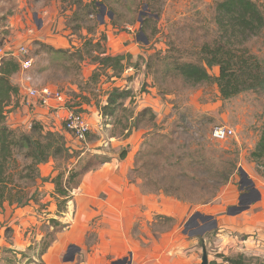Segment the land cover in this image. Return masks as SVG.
<instances>
[{
	"label": "rangeland",
	"instance_id": "374dc122",
	"mask_svg": "<svg viewBox=\"0 0 264 264\" xmlns=\"http://www.w3.org/2000/svg\"><path fill=\"white\" fill-rule=\"evenodd\" d=\"M216 1L158 0L154 8L160 13V16L157 21L158 17L155 15L157 21L153 25L157 28V30L155 28V32L152 31V28H147L146 31L142 30L144 15L150 12L147 0H137L139 10L136 12V7L124 8V6L114 5L113 2L110 3L109 7L100 4L99 14L93 17L99 22L95 37L97 39L106 37L107 53L109 54L108 39L112 31H115L112 32L114 37L125 33L133 35L134 39L133 43L127 40L124 45L127 46V50L123 51L122 55L132 57L124 61L125 69L116 77L113 76L110 69L99 68L91 60H87L78 71H72L70 75L64 74L62 71L58 72L57 75L53 73L41 74L40 66H45L48 63L47 59L44 58L46 55H37L35 50H32L30 57L34 60L33 67L29 73L25 74V86L29 84V86L39 90L48 87L52 91L61 93L66 99L64 103H58L67 105V107L63 105L66 112L60 114L59 117L61 118L59 119L48 118L45 116L48 115L47 113H53L52 110L57 112L56 106H54V103H57L55 98L45 104L40 99H31L28 96V89L23 87L26 96L24 101H19L20 109L13 108L17 103L16 98L10 108L11 112L6 114V125L13 129L29 130L34 122H39L46 131L57 132V128L65 129L66 119L71 113H79L90 119L96 111L103 112L110 91L117 89L115 86H118L119 81L123 82L121 85H126V83L130 85L133 96L129 98L131 99L129 104L124 101L122 106L116 109L111 120L113 127L111 131L108 133L109 128L107 131L104 128L100 132L107 133L108 137L115 136L117 142L112 141L106 145L97 146L94 151L90 148V144L94 143H90L89 140H87V144L80 143L69 134L70 137H65L67 146L79 154L77 155L78 158L71 161L67 168L65 163H56L53 160L40 166L42 179L49 180L47 182L39 181V193L34 198L28 196L29 193H35L36 189L26 190L27 195L24 197V203H27L28 199L29 203L23 206L15 203L18 196L24 195V192H20L16 187L8 185L4 189L6 201L3 208L0 207V264H43V254L47 253V250L59 241L64 231L72 226L80 233L79 238L82 237L83 239L85 236L84 240L78 239L84 250L77 245L68 247L66 262L73 263L77 258V263L80 264L87 262L90 254H97L96 250H92L99 242L98 224L94 222L97 220L94 215H98L101 208L107 209L106 206L102 205L108 197H101L104 199L103 202H100V197H88V199L92 198L96 201L91 202L90 205L85 204L84 208L81 201L83 198L79 192L81 184L66 196L70 198L67 203L62 204L66 199L55 192L53 180L65 169L71 171L76 167L77 170L81 171L92 161L93 167L85 175L89 176L102 167L103 164H99L101 161L110 158L112 155L120 158L123 153L129 151L128 148L131 145H133L134 150L141 151L156 132L170 135L175 140V145L172 147L173 155L176 159L183 158L182 170L180 168L178 170L181 179L179 181H184L191 186L199 185V188L204 192L195 195V197H200L196 200L187 199L185 192L181 193V199L175 198V195L169 196L163 190L156 194L147 189L144 182L137 179L132 172L128 182L131 186L130 193L141 196L129 197L131 210H139L145 213L151 209L152 213H158L159 210V212H163V209L170 207L178 211L177 205L174 206L173 204L180 202V205H186L187 212L183 218L178 219V224L176 223L174 226L179 227L181 235L186 231L188 236L201 238V235L210 231L209 229L213 225L212 223L203 224L201 219H204V216L202 215L219 208L217 205L220 203L224 204L225 200L227 201L222 207L225 209L222 215L225 216L228 209L226 206L232 207L235 201H238V197H242L243 193L248 191L247 188L264 197V164L252 159V153L255 152L260 143L264 131V92L248 91L235 98L224 100L218 87L214 84L189 88L184 87L180 78H172L162 83L164 88H161L159 86L161 81L157 82L153 73L147 72L149 57L156 52L165 55L168 49L167 35H173V31L187 19L196 17L201 19L207 28L215 27L212 20ZM252 1L258 4L264 12V0ZM39 4L41 3L38 2ZM73 9L75 8L73 7ZM62 12L66 23H68L74 11H70L69 5L63 3ZM68 28H71L69 24ZM108 30L112 31L109 32ZM82 34L88 35L87 31H83ZM75 35L77 44L72 47H80L82 39L79 38L78 34ZM90 36L92 35L90 34ZM174 39L176 38L173 37ZM134 47L136 49H133ZM252 51L264 62V32L261 37L254 40ZM135 54L137 55L134 58L133 55ZM211 73L217 75L218 70H212ZM95 75L99 76L95 78ZM162 89L169 91L166 96L161 94ZM150 106L158 113L154 124L148 125L145 131H136L135 143L131 141L130 146L128 144L124 146L121 142L125 143V140L129 138L130 134L126 135L125 131L129 128L130 120H134L138 110ZM19 117H27V122L21 124L23 122L18 121ZM218 125L230 128L234 132L233 137L224 142L214 140L212 131ZM108 137L105 136L104 141L109 142ZM113 144L119 146L114 147ZM110 145L111 147H109ZM105 153L108 154V157L98 158V155H106ZM202 157L207 159L208 166L213 172L208 177H206L205 172L195 170L191 160H200L203 159ZM16 160L11 171L13 178L23 166L21 158L17 157ZM213 164L215 165L213 166ZM242 171L247 174V177L242 178ZM229 172L231 173L229 174ZM223 173L229 175L230 180L228 182L224 183L226 180L222 175ZM66 174L68 175V172ZM85 176L82 178L83 180ZM254 193L251 197L243 196L244 204L242 206L248 207V204L257 198V193L256 195ZM86 198L84 197V199ZM235 212V210H231V213L234 214ZM54 220L59 221V225H55ZM147 222L146 225L152 223L156 230L173 226L168 218L166 219L159 214L152 222ZM218 234L219 232H214L210 236L213 242L211 240L209 242H217ZM103 256L105 253L101 254L102 258Z\"/></svg>",
	"mask_w": 264,
	"mask_h": 264
},
{
	"label": "trees",
	"instance_id": "16d2710c",
	"mask_svg": "<svg viewBox=\"0 0 264 264\" xmlns=\"http://www.w3.org/2000/svg\"><path fill=\"white\" fill-rule=\"evenodd\" d=\"M62 2L71 7L70 11H74L66 25L71 26L74 36L75 34L80 36L82 45L69 49H57L43 42L35 43L36 54H45L44 58L48 61L47 65L40 66V73L57 75L62 71L70 75L72 71H78L87 60H91L99 68L110 69L114 77L119 76L125 69L124 61L132 56L109 55L105 45L106 37L101 39L95 37L99 22L93 17L99 14L100 4L109 7L111 2L124 8L136 7V12L139 10L137 0H62ZM147 2L150 12L144 15L142 30L152 28L155 32L156 27L153 25L157 23L160 16L154 8L158 0H147ZM155 15L158 17L157 21ZM212 21L215 27L210 29L202 23L201 19L196 17L187 19L173 31V35H167L166 54L156 52L149 57L147 72L153 73L157 82L161 81L159 85L161 88H164L162 83L172 78H180L184 87L189 88L214 84L224 100L235 98L248 91L264 92V62L252 51L254 40L261 37L264 32L263 10L252 0H217ZM83 31H87L88 35H83ZM173 37L176 39L173 40ZM20 70V63L14 58H7L0 67V207L2 208L6 201L4 189L8 185L24 192V195L18 196L15 201L23 206L29 203V199L27 203H24L26 190L35 188V193H29L28 196L34 198L39 193V181L49 180L42 179L40 166L53 160L56 163H65L67 168L79 155L67 146L66 136L62 132L46 131L39 122H34L29 130L13 129L6 125V114L11 112L10 108L14 99L17 98V103L13 108L20 106L21 89L12 82V77ZM212 70H218L217 75H213ZM98 76L95 75V78ZM168 92L162 89L161 94L166 96ZM132 96L131 89H113L102 110L103 114L113 117L116 109ZM155 120L156 115L147 108L134 117L132 126L137 130L147 128L151 123L154 124ZM89 136L90 134L87 140ZM80 143L87 144V141ZM174 145L175 140L170 135L156 132L149 143L138 152L133 172L137 179L144 182L147 189L156 194L163 190L167 195L172 197L175 195V198L181 199V193L185 192L187 199L196 200L200 197L195 195L204 191L199 188V185L191 186L184 181H179L181 179L178 170L179 168L182 170L183 158L174 157L172 150ZM126 155L125 152L120 158L124 159ZM98 156V158L108 157L107 155ZM17 157L23 160V166L13 178L11 171ZM202 158L191 160L195 170L205 172L208 177L213 172L208 166L207 159ZM252 159L264 164V131L260 143L252 153ZM110 160L111 158L105 159L99 164L108 163ZM91 167H93L92 161L81 171L76 167L71 171L65 169L53 180L55 192L66 199L62 204H66L70 199L66 196L82 184V178L91 170ZM224 174L222 175L225 177V183L230 180V177ZM58 222L54 220L55 225H59ZM227 261L229 264H246L243 258H229Z\"/></svg>",
	"mask_w": 264,
	"mask_h": 264
},
{
	"label": "crops",
	"instance_id": "0c3cea01",
	"mask_svg": "<svg viewBox=\"0 0 264 264\" xmlns=\"http://www.w3.org/2000/svg\"><path fill=\"white\" fill-rule=\"evenodd\" d=\"M38 2L41 4L38 5ZM62 7V0H0L1 43L14 50L25 46L30 53L34 50V45L37 42H43L57 49H69L73 45L75 46L77 44L76 36L66 25ZM69 8L71 9V7ZM108 31L111 32L112 30ZM112 32L108 39V52L112 55L116 54L113 56L122 55L123 51L127 50V46H124L126 41L133 43V35L121 33L114 37ZM136 55H133L134 58ZM15 59L18 61L17 58ZM25 80V73L22 70L12 77L13 84L21 89L19 101H24L26 96L23 87L25 89L29 87V84L25 86ZM121 83L123 82L119 81L118 86L115 87L121 90L131 88L127 83L126 85H121ZM65 99L64 97V101ZM130 100L127 99L126 103L129 104ZM57 103H54L57 112L52 110L53 113L49 112L45 116L52 119L61 118L59 117L60 114L66 112L63 105L65 107L67 105L63 104L64 102L58 103V105ZM147 108L152 110L157 119L158 113L151 106L138 110L137 114ZM86 119L91 125L89 140L90 143H94L90 144V148L94 151L97 146L106 145L112 141L117 142L115 136L108 137L107 133H100L104 128L106 131L109 128L108 133L111 131L113 128L111 125L112 117L96 111L93 113V117L90 119L86 117ZM18 121L25 124L27 117H19ZM132 122L133 119L130 120L129 128L125 131L126 135L130 134L128 140H125V143L121 142L124 146L127 144L130 146L131 141L135 143L136 131L147 130V128L138 130L134 128L132 131ZM56 130L62 132L66 137L69 136V133L62 127ZM105 136L108 137L109 142L104 141ZM113 146L119 145L113 144ZM128 149L124 159L112 155L110 162L103 164L99 170H95L91 175L85 176L82 186L79 188L84 208L85 204L90 205L91 202L96 201L92 198L88 199V197H100V202L104 201L101 197H108L102 205L106 206L107 209L101 208L98 215H94V218L97 219L94 222L98 224L99 242L92 250H96L97 254H90L87 262L80 264L95 262L97 264H113L123 259H127V264H203L205 252L208 255L209 264H229L227 261L229 258H243L246 264H264V197H261L260 193L256 192L257 198L248 204V207L242 206L244 197H238V201L236 200L232 207L226 206L228 209L225 216L222 215L225 211L222 207L227 203L226 200L223 201L224 204L217 205L219 208L202 215L204 219H200L203 224L212 223L213 225L210 231L201 235V238L188 236L186 231L181 235L179 227L174 225L178 224V219L186 215V205H180V202H177L178 204L174 203L173 205H177L178 211L167 207L162 210L163 212H159V210L158 213H152L151 209L145 213L130 209L131 199L129 197H140L141 195L130 193L131 186L128 182L130 173L133 172L138 150H134L133 145ZM106 155L108 156V154ZM84 197L87 198L84 199ZM103 210L104 212H102ZM231 210L236 212L233 214ZM157 214L168 218L173 226L156 230L152 223L146 225L147 221L152 222ZM163 228L166 227L163 226ZM216 231L219 232L217 235L219 239L212 243L213 240L210 236ZM79 234L73 226L65 230L59 241L51 246L47 253L43 254V264H79L77 258L73 263L66 262L68 247L77 245L84 250L78 239L84 240L85 236L82 239V237L79 238ZM210 240L212 242H209ZM201 242L202 245L200 246ZM82 253L84 252L82 251ZM104 253L105 256L102 258L101 254Z\"/></svg>",
	"mask_w": 264,
	"mask_h": 264
},
{
	"label": "built area",
	"instance_id": "2783aa9c",
	"mask_svg": "<svg viewBox=\"0 0 264 264\" xmlns=\"http://www.w3.org/2000/svg\"><path fill=\"white\" fill-rule=\"evenodd\" d=\"M7 58H17L20 63L21 70L26 74L33 67V59L30 57L29 50L25 47H19L17 50H14L11 47H7L0 43V67ZM29 79H31L29 77ZM36 87L29 86L28 96L31 99H40L43 103L47 104L52 98H55L57 102H64V96L57 91H52L48 87H43L41 90L35 89ZM65 130L72 135L78 142L87 141V136L91 131V125L87 121L86 117L82 114L71 113L66 119ZM234 132L223 125H218L212 131L213 139L219 142H224L233 137Z\"/></svg>",
	"mask_w": 264,
	"mask_h": 264
},
{
	"label": "water",
	"instance_id": "95a60500",
	"mask_svg": "<svg viewBox=\"0 0 264 264\" xmlns=\"http://www.w3.org/2000/svg\"><path fill=\"white\" fill-rule=\"evenodd\" d=\"M242 173H243L242 178L247 177V174L245 172L242 171ZM209 230H211V229H209ZM113 264H127V259L116 261ZM203 264H209L208 255L206 252L204 253V257H203Z\"/></svg>",
	"mask_w": 264,
	"mask_h": 264
},
{
	"label": "flooded vegetation",
	"instance_id": "af4514ba",
	"mask_svg": "<svg viewBox=\"0 0 264 264\" xmlns=\"http://www.w3.org/2000/svg\"><path fill=\"white\" fill-rule=\"evenodd\" d=\"M247 192L246 193H243V195L242 196H244V197H251V196H253V193H254V190H250V188H247ZM255 195H256V193H254Z\"/></svg>",
	"mask_w": 264,
	"mask_h": 264
}]
</instances>
